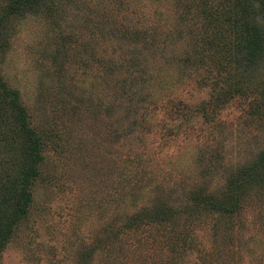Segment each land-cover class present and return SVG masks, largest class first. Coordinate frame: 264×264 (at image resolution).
Here are the masks:
<instances>
[{
	"label": "rangeland",
	"instance_id": "rangeland-1",
	"mask_svg": "<svg viewBox=\"0 0 264 264\" xmlns=\"http://www.w3.org/2000/svg\"><path fill=\"white\" fill-rule=\"evenodd\" d=\"M261 48L264 0H0V264H264Z\"/></svg>",
	"mask_w": 264,
	"mask_h": 264
},
{
	"label": "trees",
	"instance_id": "trees-1",
	"mask_svg": "<svg viewBox=\"0 0 264 264\" xmlns=\"http://www.w3.org/2000/svg\"><path fill=\"white\" fill-rule=\"evenodd\" d=\"M20 5L26 6V5H28V3L24 4V5H23V3H21ZM262 51H264V48H261V52ZM1 79H2V77L0 74V86L6 88L5 85L2 83ZM248 80L249 79H247V81ZM247 81H246V83H248ZM13 91H15V90H13ZM10 92L11 91H6L8 96H10ZM11 95H13L12 102L14 99V102L16 104L17 99H18V95L15 94V92H12ZM3 134H4V131H2V129H0V139L3 136ZM33 148H34L33 154H35V155L40 154V146H39V144H37V142L35 143ZM11 151H14V148H11L9 150V153H8V150L5 151V150L1 149V146H0V155H2V159L4 160V161H1L2 167H4V163H6L10 159H12V158H10ZM37 163H35V165L32 168H30L29 170L27 169V170L22 172L23 180L21 179L19 182H17V184L18 183L20 184V187L15 190V193H12L14 198L11 197L10 205H11V208L13 207L15 209V211L18 213L14 216L13 220L9 222V225H8V223H6L7 228L5 230L3 229V231H6V232L4 233L2 239H0V247L5 245L6 240H7V238H9V236L10 237L12 236L14 224L19 222L21 217H24V215L27 213L28 209L30 208V205L32 204L33 196H32V192H31L30 188L33 186V179H36L41 172L40 166H38ZM243 167L244 168L241 170L240 175H239V179H240L241 183L238 185L237 190L239 191L240 189L244 188L246 191L250 186H257V184H258V186H263V188H264V156L261 157L258 161L256 160V161H254L250 164H247ZM0 178L2 179L3 175H1ZM7 179L9 180L8 177H7ZM12 189H14V188H12ZM240 200H241L240 197L232 199L231 200L232 206L229 209L232 211L233 210L236 211L237 204L239 205ZM215 203L219 204V202H215Z\"/></svg>",
	"mask_w": 264,
	"mask_h": 264
}]
</instances>
